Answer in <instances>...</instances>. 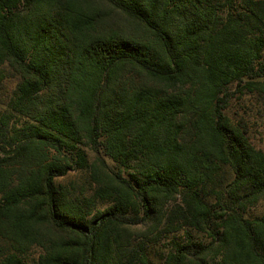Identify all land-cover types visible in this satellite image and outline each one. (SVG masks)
<instances>
[{"label": "trees", "instance_id": "trees-1", "mask_svg": "<svg viewBox=\"0 0 264 264\" xmlns=\"http://www.w3.org/2000/svg\"><path fill=\"white\" fill-rule=\"evenodd\" d=\"M248 96L264 0H0V264H264Z\"/></svg>", "mask_w": 264, "mask_h": 264}, {"label": "rangeland", "instance_id": "rangeland-1", "mask_svg": "<svg viewBox=\"0 0 264 264\" xmlns=\"http://www.w3.org/2000/svg\"><path fill=\"white\" fill-rule=\"evenodd\" d=\"M11 83L8 87L10 89ZM3 92H6L4 89ZM261 102L256 101L253 97H247L244 100L235 101L232 108V115L236 119L245 117L248 120V125L253 141L258 146H264V107L260 105ZM72 178L77 177L82 180V177L73 172ZM253 214H264V201H261L257 206L252 209Z\"/></svg>", "mask_w": 264, "mask_h": 264}]
</instances>
